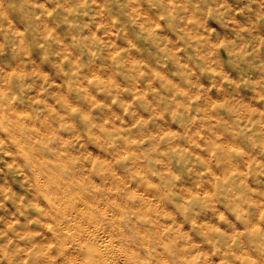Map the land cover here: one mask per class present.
<instances>
[{"label": "clouds", "instance_id": "clouds-1", "mask_svg": "<svg viewBox=\"0 0 264 264\" xmlns=\"http://www.w3.org/2000/svg\"><path fill=\"white\" fill-rule=\"evenodd\" d=\"M0 264H264V0H0Z\"/></svg>", "mask_w": 264, "mask_h": 264}]
</instances>
